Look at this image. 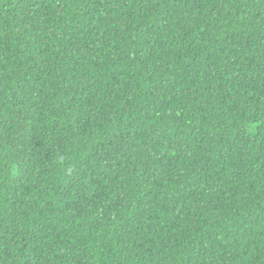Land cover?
Listing matches in <instances>:
<instances>
[{
  "label": "trees",
  "instance_id": "obj_1",
  "mask_svg": "<svg viewBox=\"0 0 264 264\" xmlns=\"http://www.w3.org/2000/svg\"><path fill=\"white\" fill-rule=\"evenodd\" d=\"M0 264H264V0H0Z\"/></svg>",
  "mask_w": 264,
  "mask_h": 264
}]
</instances>
